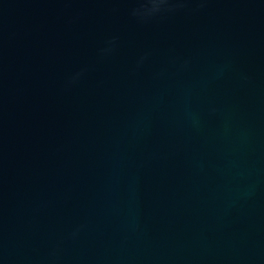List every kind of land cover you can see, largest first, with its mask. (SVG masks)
Listing matches in <instances>:
<instances>
[{"label": "water", "instance_id": "95a60500", "mask_svg": "<svg viewBox=\"0 0 264 264\" xmlns=\"http://www.w3.org/2000/svg\"><path fill=\"white\" fill-rule=\"evenodd\" d=\"M0 264H264V0H0Z\"/></svg>", "mask_w": 264, "mask_h": 264}]
</instances>
